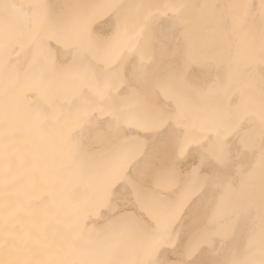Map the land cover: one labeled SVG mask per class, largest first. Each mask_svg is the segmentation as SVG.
<instances>
[{
	"label": "bare ground",
	"instance_id": "bare-ground-1",
	"mask_svg": "<svg viewBox=\"0 0 264 264\" xmlns=\"http://www.w3.org/2000/svg\"><path fill=\"white\" fill-rule=\"evenodd\" d=\"M0 264H264V0H0Z\"/></svg>",
	"mask_w": 264,
	"mask_h": 264
}]
</instances>
